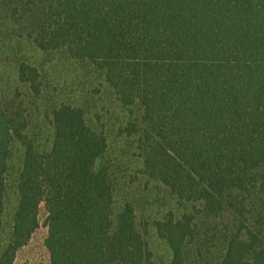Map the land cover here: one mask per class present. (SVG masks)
Segmentation results:
<instances>
[{"label":"trees","instance_id":"trees-1","mask_svg":"<svg viewBox=\"0 0 264 264\" xmlns=\"http://www.w3.org/2000/svg\"><path fill=\"white\" fill-rule=\"evenodd\" d=\"M42 52L102 72L129 114L142 171L180 215L156 222L169 264H264V0H0ZM38 72L18 80L39 94ZM52 142L26 135L21 104L0 99V234L13 149L16 207L0 264L39 228L49 264H151L134 208L113 221L107 141L84 112L51 113ZM195 261H190V256ZM201 255H218L207 260Z\"/></svg>","mask_w":264,"mask_h":264},{"label":"rangeland","instance_id":"rangeland-1","mask_svg":"<svg viewBox=\"0 0 264 264\" xmlns=\"http://www.w3.org/2000/svg\"><path fill=\"white\" fill-rule=\"evenodd\" d=\"M8 7L9 4L0 3V99L21 104L27 122L26 135L31 140L36 139L42 150H48L52 142V111L60 105L81 109L88 125L106 137L107 150L102 162L108 169L113 187V221L125 204H131L138 231L151 255V264H169L171 251L158 238L155 224L168 213L179 216L181 211L166 188L144 175L136 141L127 138L123 132L129 114L120 106L102 72L87 62L70 59L62 52L40 51L25 36L20 16H11ZM22 64L37 70L38 95L19 82L18 69ZM21 159L22 150L15 146L6 179L0 248L11 232V217L16 207L14 179ZM39 221V228L17 252L14 264H49L44 245L47 237L44 205L39 210ZM212 257L218 255H201L200 259ZM195 259L190 256V261Z\"/></svg>","mask_w":264,"mask_h":264}]
</instances>
